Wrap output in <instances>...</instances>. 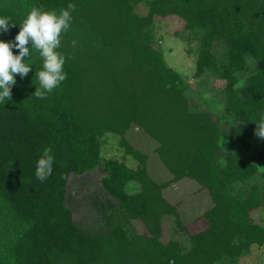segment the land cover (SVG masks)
I'll return each mask as SVG.
<instances>
[{
    "label": "trees",
    "instance_id": "1",
    "mask_svg": "<svg viewBox=\"0 0 264 264\" xmlns=\"http://www.w3.org/2000/svg\"><path fill=\"white\" fill-rule=\"evenodd\" d=\"M70 3L76 10L57 49L67 79L45 99L35 97L43 59L28 45L32 71L15 76L11 99L0 102V264H238L254 245H264V227L251 216L264 209V185H250L262 158L245 154L250 139L264 144L255 135L264 117V0H0V18L16 25L0 32V41L15 42L33 6L59 14ZM142 3L146 16L135 11ZM170 16L195 32V78L224 83L218 116L194 105L183 77L155 48L154 18ZM132 126L158 143L174 182L191 179L210 193L208 228L191 235L189 246L161 241L165 217L187 229L163 197L170 183H155L148 155L126 141ZM107 134L121 138L136 170L102 157ZM46 147L53 171L41 182L35 170ZM100 164L110 198L98 203L103 226L92 231L74 220L67 188L71 175ZM129 183L140 191L127 193ZM241 185L249 191L238 192Z\"/></svg>",
    "mask_w": 264,
    "mask_h": 264
},
{
    "label": "rangeland",
    "instance_id": "2",
    "mask_svg": "<svg viewBox=\"0 0 264 264\" xmlns=\"http://www.w3.org/2000/svg\"><path fill=\"white\" fill-rule=\"evenodd\" d=\"M139 16L148 14V7L145 3L136 7ZM186 20L170 16L166 18L156 17L153 21V32L156 37L155 48L163 53L167 67L179 73L187 84V95L189 99L200 110H209L217 116L224 110L225 94L224 83L206 75L196 79V61L199 54V43L195 32L186 29ZM196 37V38H195ZM239 126V125H238ZM244 127V126H243ZM130 145L148 155L147 170L149 176L158 185L170 183L169 188L162 191L163 197L179 213L181 222L187 232H183L176 224L174 217H165L163 220V233L161 241L164 244L175 241L183 246H189V237L197 232L208 228V222L204 215L213 206V200L207 190L191 180L183 179L179 182L173 181V175L160 161L156 149L158 143L150 138L138 126H132L125 135ZM251 148L245 154L252 158H262L259 162L260 172L252 179L251 183L264 185V144L256 139H250ZM236 151V148L231 147ZM102 157L105 160L118 159L125 162L129 168L137 169L138 162L131 156L126 157L125 148L121 145V138L117 135L107 134L103 138ZM107 176L103 164L90 173L84 175H71L67 188V205L72 210L74 220L86 230L96 231L102 228V218L97 210L99 202L109 200L102 189V179ZM238 188V192L249 191V186ZM129 194H136L140 191V185L129 183L125 187ZM255 223L264 227V209H257L251 212ZM134 227L139 234L148 235L144 224L134 222ZM132 230H130V233ZM225 259L224 262H227ZM223 264V263H217ZM238 264H264V245H254L239 260Z\"/></svg>",
    "mask_w": 264,
    "mask_h": 264
},
{
    "label": "clouds",
    "instance_id": "3",
    "mask_svg": "<svg viewBox=\"0 0 264 264\" xmlns=\"http://www.w3.org/2000/svg\"><path fill=\"white\" fill-rule=\"evenodd\" d=\"M76 10V5L68 4L67 9L44 11L33 6L21 25V30L15 37V42L0 41V102L11 99V90L15 85V76L21 78L32 71L29 63L30 47L35 49L43 59V70L36 73L40 87L36 88L34 96L45 99L46 95L57 88L67 79L64 72L65 56L57 49L61 44V34L69 30L72 22L71 13ZM9 17L0 18V32L7 33L10 27ZM76 41H73L75 46ZM19 50L18 55L13 54V49ZM25 57L28 61L25 62ZM255 135L264 139V117L260 119ZM50 147L44 148L37 161L35 175L44 182L53 171L54 157Z\"/></svg>",
    "mask_w": 264,
    "mask_h": 264
}]
</instances>
